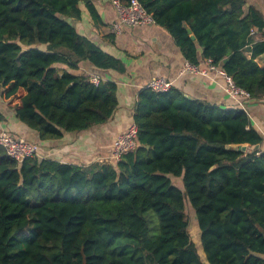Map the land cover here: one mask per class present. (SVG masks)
Masks as SVG:
<instances>
[{"label":"trees","instance_id":"obj_1","mask_svg":"<svg viewBox=\"0 0 264 264\" xmlns=\"http://www.w3.org/2000/svg\"><path fill=\"white\" fill-rule=\"evenodd\" d=\"M82 1L96 14L90 0H0V105L22 95L16 116L43 139L103 125L119 105L116 82L73 72L83 62L126 71L72 23ZM139 1L186 60L212 59L264 98V10L255 2ZM133 117L138 147L114 162H18L0 145V264H264V138L248 113L144 88Z\"/></svg>","mask_w":264,"mask_h":264},{"label":"crops","instance_id":"obj_2","mask_svg":"<svg viewBox=\"0 0 264 264\" xmlns=\"http://www.w3.org/2000/svg\"><path fill=\"white\" fill-rule=\"evenodd\" d=\"M90 1L95 7L96 14L82 1L81 17L72 19V23L82 35L120 58L126 66V71L117 73L114 70H99L90 63L83 62L73 72L75 74L99 72L105 80H112L118 84L119 105L113 117L107 123L89 130L65 132L59 139H43L35 130L18 120L15 108L20 102L22 96L20 95L12 102L0 105L3 106L0 108V131L6 130L15 136L37 142L40 145L39 158L84 166L101 162L110 155L117 136L134 122V107L141 90L154 77L165 76L174 80V88L187 97L215 103L223 108L236 106L223 88L221 80L216 83L210 78L190 72L180 75L186 59L174 37L164 26L155 24L124 28L122 32L116 33L113 25L118 21L119 15L113 0ZM252 1L264 10V3L258 2L261 0ZM254 38L261 40L263 36L257 33ZM250 54L248 53L249 56ZM257 60L264 65L263 55L257 57ZM247 107L249 117L264 138V98L251 99ZM261 147L264 149V146Z\"/></svg>","mask_w":264,"mask_h":264},{"label":"built area","instance_id":"obj_3","mask_svg":"<svg viewBox=\"0 0 264 264\" xmlns=\"http://www.w3.org/2000/svg\"><path fill=\"white\" fill-rule=\"evenodd\" d=\"M113 4L119 15L118 21L113 25V30L116 33L122 32L124 28L157 24L153 15L148 13L139 0H130L128 3H123L121 0H113ZM250 34L255 36L257 34L256 29L252 28ZM186 72L210 78L216 83H219L221 80L223 82V88L233 99L236 107L249 113L247 104L253 99L251 94L245 89L237 86L232 76H230L223 67L214 63L212 59H205L199 64H194L186 60L181 68L180 75ZM88 79L96 85L105 80L99 72L95 71L88 73ZM173 87L174 80L165 76L154 77L145 84V88L156 92H166ZM0 145L5 148L10 157L18 162H23L26 158L38 156L40 152V145L37 142L25 137L15 136L6 130L0 131ZM246 146V150H248V145ZM137 147L138 127L136 123L133 122L125 132L117 136L110 155L103 158L101 162L118 161L124 154L135 150Z\"/></svg>","mask_w":264,"mask_h":264},{"label":"rangeland","instance_id":"obj_4","mask_svg":"<svg viewBox=\"0 0 264 264\" xmlns=\"http://www.w3.org/2000/svg\"><path fill=\"white\" fill-rule=\"evenodd\" d=\"M250 1H252V0H250ZM173 180L176 183V185H178L180 188L184 189V184H183L182 178H180V177L175 178L174 177ZM186 206H187L188 219L190 222L189 230H190L191 236H192L194 242L196 243V245L199 247V252L202 255L201 256L202 260L207 262L205 253L203 252V250L200 246V243H199V240H200L199 237L200 236H199V230L197 227L196 214H195V212H194L193 208L191 207V204L189 203L188 200L186 201Z\"/></svg>","mask_w":264,"mask_h":264},{"label":"water","instance_id":"obj_5","mask_svg":"<svg viewBox=\"0 0 264 264\" xmlns=\"http://www.w3.org/2000/svg\"><path fill=\"white\" fill-rule=\"evenodd\" d=\"M188 31L191 33V30L190 29H188ZM191 36H192V39H195L196 38L194 35H191ZM239 148L241 150L245 151L247 149V146L246 145H241ZM258 148H259V145L256 146V149H258Z\"/></svg>","mask_w":264,"mask_h":264}]
</instances>
